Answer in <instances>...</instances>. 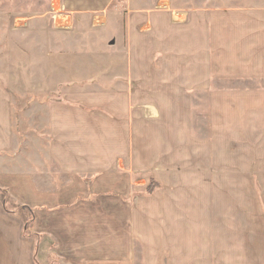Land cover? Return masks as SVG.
<instances>
[{
  "label": "crops",
  "instance_id": "obj_1",
  "mask_svg": "<svg viewBox=\"0 0 264 264\" xmlns=\"http://www.w3.org/2000/svg\"><path fill=\"white\" fill-rule=\"evenodd\" d=\"M259 2L209 8L203 17H188L180 24L162 12L136 19L130 9L126 18L109 19L106 12L116 9L115 0H78L71 8L78 14L89 5L95 14H103L83 24L96 26L102 34L84 37L107 44L110 89L119 96L112 100L132 107V92H141L142 126L155 124L157 137L165 140L192 130L190 108L201 95L212 108L211 122L229 128L235 124L239 138L264 129V0ZM76 17L68 25L74 26ZM58 42L63 47V41ZM79 53L61 50L60 56L84 58ZM42 54V61L36 56L30 69L39 67L48 75L56 54ZM46 79L29 86L33 98L18 115L13 99L0 86V164L11 161L13 168L18 166L11 176L15 179L27 175L26 207L32 219L28 238L22 237L19 226H0V264H142L138 244L143 237L134 228L132 201H127L131 177L127 180L117 159L101 158L115 156L114 140L123 127L124 134H130L132 122L102 117L99 110L82 113L67 99L65 104L50 101L46 97L53 83ZM27 90L15 93L25 99ZM106 172L115 180L119 174V182L124 179L120 185L128 187L119 192L124 195L108 193L117 183L106 185ZM85 179L105 194H90Z\"/></svg>",
  "mask_w": 264,
  "mask_h": 264
},
{
  "label": "rangeland",
  "instance_id": "obj_2",
  "mask_svg": "<svg viewBox=\"0 0 264 264\" xmlns=\"http://www.w3.org/2000/svg\"><path fill=\"white\" fill-rule=\"evenodd\" d=\"M77 1L0 0V86L13 99L14 113H23L32 100L29 86L40 85L47 78L53 83L52 93L46 97L50 101L65 104L67 99V104L88 115L99 110L102 117L130 119L132 132L124 134L123 127L114 140L118 152L101 158L102 162L120 161L119 169L127 180L131 177L127 201H132L133 225L143 237L137 243L142 264H264V129L238 134V138L235 124L229 128L211 122L212 108L198 95L190 108L193 129L167 140L158 138L155 124L142 126L145 108L139 89L132 92V107L112 100L119 96L110 89L107 44L85 39L102 33L96 26L83 25L103 14H95L89 5L76 14L71 5ZM259 1L115 0L116 9L106 14L109 19L126 18L130 9L131 17L140 19V14L153 18L162 12V17L180 24L188 17H203L209 8ZM73 15L78 17L71 27L68 21ZM58 41H63V47ZM46 50L56 54L48 75L41 74L39 67L30 69L36 56L37 62L42 61L40 52ZM61 50L69 54L81 51L84 58L60 56ZM24 88L29 95L22 99L15 90ZM94 99L100 104L92 103ZM23 100L25 106L20 104ZM12 165L11 161L0 164V214L5 216L0 215V226H19L22 237L28 238L32 221L26 207L29 180L27 175L11 177L19 170ZM113 175L105 173L106 185L117 183L108 193L124 195L119 192L128 186L120 185L124 179L119 182V174L117 180ZM84 182L90 194L101 193L91 187L90 179ZM102 192L100 195L105 194L104 189Z\"/></svg>",
  "mask_w": 264,
  "mask_h": 264
}]
</instances>
